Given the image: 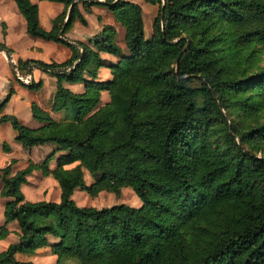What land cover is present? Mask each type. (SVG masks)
Segmentation results:
<instances>
[{"label":"trees","instance_id":"16d2710c","mask_svg":"<svg viewBox=\"0 0 264 264\" xmlns=\"http://www.w3.org/2000/svg\"><path fill=\"white\" fill-rule=\"evenodd\" d=\"M13 1L30 37L71 52L62 63L19 60L15 80L37 91L41 82L18 74L38 68L56 78L52 111H71L76 121L55 123L35 105L38 129L0 118L23 149L52 144L61 153L53 170L50 157L13 175L15 160L0 168V195L8 199L0 238L9 223L19 230L0 264H33L14 256L48 247L47 236L58 240L50 246L56 264H264V0H144L158 7L147 40L133 2L48 0L63 10L46 31L35 4ZM79 6L103 7L124 28L129 55L108 67L110 81L94 80L99 53L120 54L112 26L86 43L65 37L74 22L86 25ZM0 51L10 59L3 43ZM64 82H83L85 90L73 94ZM102 91L110 101L98 107ZM36 168L57 182L58 202L25 201L20 187ZM123 187L140 208L95 209L72 199L75 190L119 197Z\"/></svg>","mask_w":264,"mask_h":264},{"label":"crops","instance_id":"0c3cea01","mask_svg":"<svg viewBox=\"0 0 264 264\" xmlns=\"http://www.w3.org/2000/svg\"><path fill=\"white\" fill-rule=\"evenodd\" d=\"M30 1L38 7V20L41 28L49 31L52 28V20L63 10L62 4L50 2L48 0ZM97 1L102 2L104 0ZM126 1L136 3L141 7L143 22L144 16L149 20L150 28L148 32L151 36V24L158 12V7L147 4L144 0ZM0 9L4 12L6 11L8 14L0 18V43H3L12 51L10 59H8L4 51H0V118L2 116H14L23 126L29 129H38L42 127L43 124L37 122L32 116L31 108L32 105H35L49 113L51 119L55 123L75 122V115L71 111H52V101L56 91V78L38 68L33 69L31 74L28 75L18 74V76L22 78L28 77L29 81L33 83L41 82V88L34 91L17 82L14 78V71L12 69V65L15 66L19 60L62 63L70 58V50L59 43L30 37L26 32V22L19 13L13 0H0ZM79 10L86 21V25L83 26L78 21L74 22L72 28L65 34V37L69 40L86 43L88 38L98 34L106 25L112 26L116 32L114 43L120 48V54L110 55L107 53H99L103 66L98 69L97 78L94 80L96 82L110 81L112 77L108 67L118 63L121 57L129 55V51L124 42V28L117 23L113 15L103 7L91 6L89 11L85 12L82 7L79 6ZM2 23L4 24V31L2 29ZM91 49L95 50L93 46ZM83 78L85 80H91L86 72L83 74ZM63 86L73 94H82L85 90L83 82H64ZM10 88L13 89V94L9 100L2 105ZM109 101L110 98L108 93L106 91L100 92L98 107L109 103ZM15 137L16 132L8 122L0 123V168L5 167L11 160H15L16 163L12 165L11 168V173L13 175L25 169L30 163L38 166L42 165L48 157H50L48 162L49 170L55 168L56 158L61 153L54 154V145L48 144L25 150L15 141ZM4 143L10 147L9 152L3 150ZM74 165L75 164L66 166L65 168H71ZM42 176L44 175L41 170L36 168L26 177V183L22 184L20 187L25 201H28L29 197L26 194L27 186H30L31 189H37V191L43 190L41 192L46 195L48 187L40 186L38 181L36 182L37 184H34L32 180V178H42ZM44 177L47 178L54 192L58 190L57 193L60 196V189L57 182L51 176ZM1 189L2 183L0 180V191ZM30 197L32 198L31 201L35 200L33 194H31ZM7 201L8 199L0 195V228L5 223L4 206ZM6 229L8 233L3 238H0V253L6 251L11 244H15L19 241V230L16 222L9 223ZM47 240L48 247L38 250L36 254L31 255L29 258L25 254L17 253L14 256L15 261L24 262L30 259L33 264H56V256L50 252V246L58 242V240L51 236H47Z\"/></svg>","mask_w":264,"mask_h":264},{"label":"rangeland","instance_id":"374dc122","mask_svg":"<svg viewBox=\"0 0 264 264\" xmlns=\"http://www.w3.org/2000/svg\"><path fill=\"white\" fill-rule=\"evenodd\" d=\"M0 9V18L2 16H7L8 14ZM144 30H145V40L149 39L150 33L148 32L149 26V20L147 17L144 16ZM1 27V26H0ZM20 52V51H19ZM49 53V52H48ZM56 60V59H54ZM14 74V73H13ZM199 104L201 103V99H198ZM83 175H84V182L86 185H89L93 182V178L86 172V170L83 169ZM33 183L37 184L36 182L40 184V186H46L48 187V192L46 195H44L41 191L37 189H31L30 186L26 187V194L28 197L29 202H35V201H51V202H57L59 199V195L57 193L58 190L54 192L50 184L48 183V180L46 177L42 176V178H32ZM40 181V182H39ZM58 189V188H57ZM31 194H33L34 199L31 201ZM49 196V197H48ZM73 201L76 203V205L81 207H89V208H105L110 207L115 204H123L135 209H138L141 207L142 203L139 200V198L133 193L131 188L129 187H123L121 189V194L119 197H115L111 193L102 192L97 196L96 198H91L85 191L81 190H75L72 195ZM28 258L31 257L29 255H26ZM28 261H31L30 259Z\"/></svg>","mask_w":264,"mask_h":264},{"label":"built area","instance_id":"2783aa9c","mask_svg":"<svg viewBox=\"0 0 264 264\" xmlns=\"http://www.w3.org/2000/svg\"><path fill=\"white\" fill-rule=\"evenodd\" d=\"M17 78H18V79H23L24 81H27V79H28V77H26V78H22V77H20V76H17Z\"/></svg>","mask_w":264,"mask_h":264}]
</instances>
